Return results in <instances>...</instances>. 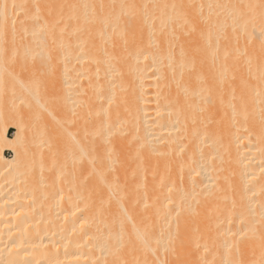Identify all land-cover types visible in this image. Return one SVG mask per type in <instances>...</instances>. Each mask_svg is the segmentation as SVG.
<instances>
[{
    "label": "bare ground",
    "instance_id": "6f19581e",
    "mask_svg": "<svg viewBox=\"0 0 264 264\" xmlns=\"http://www.w3.org/2000/svg\"><path fill=\"white\" fill-rule=\"evenodd\" d=\"M0 264H264V0H0Z\"/></svg>",
    "mask_w": 264,
    "mask_h": 264
},
{
    "label": "rangeland",
    "instance_id": "374dc122",
    "mask_svg": "<svg viewBox=\"0 0 264 264\" xmlns=\"http://www.w3.org/2000/svg\"><path fill=\"white\" fill-rule=\"evenodd\" d=\"M13 121H15L16 123L17 122H19L18 124L22 127V128H24V129H26L27 131H25V135L23 134V138H24V140L27 138V135H29V129H31V127H32V123L31 122H28V121H25V120H20V119H17V117L15 118V119H13ZM28 122V123H27ZM31 126V127H30ZM30 127V128H29ZM29 128V129H28ZM17 132V130L15 129V128H13L12 126H8V135L9 136H11V137H14V135H15V133ZM24 140H21V141H24ZM25 143H26V141H24ZM20 146H17V147H20V148H23V149H26L27 147V145L28 144H19ZM25 147V148H24ZM19 148V151H21L22 152V150L23 149H20ZM5 155L7 156V157H13V153L12 152H10V151H6L5 152Z\"/></svg>",
    "mask_w": 264,
    "mask_h": 264
}]
</instances>
